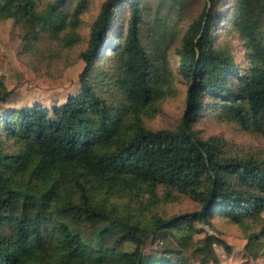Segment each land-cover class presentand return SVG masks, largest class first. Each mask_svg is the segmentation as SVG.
<instances>
[{
	"label": "trees",
	"instance_id": "trees-1",
	"mask_svg": "<svg viewBox=\"0 0 264 264\" xmlns=\"http://www.w3.org/2000/svg\"><path fill=\"white\" fill-rule=\"evenodd\" d=\"M89 2L0 0L32 68L85 62L64 103L0 109V264H173L145 237L201 223L264 252V145L209 131L264 139V0Z\"/></svg>",
	"mask_w": 264,
	"mask_h": 264
},
{
	"label": "rangeland",
	"instance_id": "rangeland-1",
	"mask_svg": "<svg viewBox=\"0 0 264 264\" xmlns=\"http://www.w3.org/2000/svg\"><path fill=\"white\" fill-rule=\"evenodd\" d=\"M97 1L99 0H94ZM188 1L191 7L200 2ZM179 2L180 0H142L147 7H156L159 3L178 6ZM89 4L87 13L81 16L83 20H86V16L92 11V0ZM22 48L17 23L12 18L0 19V80L11 90L8 98L0 101L1 110L34 104L50 108L54 104L64 103L69 94H77L80 91L79 74L85 65L83 59L70 58L72 62H62L55 70L51 69V73H46V68H37V71L28 64L36 53L24 54ZM71 55L74 54H70V57ZM157 118L167 121L163 114ZM205 124L209 127L208 123ZM209 131L224 135L234 143L233 145L243 149L249 145H264V139L256 135H246L232 124L212 127ZM177 208L186 210L194 209L195 206L184 200L177 204ZM197 227L202 228V231L189 235L184 242H179L169 234H148L142 247L144 261L162 258L173 264H264L263 249L257 243L240 237L237 227L225 226V231L211 229L206 223L198 224ZM216 233L229 244V250L215 242ZM124 247L130 249L133 246L131 243H125Z\"/></svg>",
	"mask_w": 264,
	"mask_h": 264
}]
</instances>
